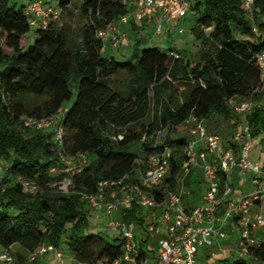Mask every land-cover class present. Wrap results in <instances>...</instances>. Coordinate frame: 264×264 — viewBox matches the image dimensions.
Listing matches in <instances>:
<instances>
[{
	"label": "trees",
	"instance_id": "obj_1",
	"mask_svg": "<svg viewBox=\"0 0 264 264\" xmlns=\"http://www.w3.org/2000/svg\"><path fill=\"white\" fill-rule=\"evenodd\" d=\"M27 1L0 0V162L7 161L6 167H0L5 187L0 189V246L11 251L18 245L29 254L43 245L65 247L78 262L106 264L120 255L121 242L88 231L89 207L79 193L95 192L102 181L132 174L164 146L172 150L168 182L174 190L188 141L171 138L170 133L191 116L204 119L210 131L215 117L229 123L237 119L229 100H260L255 57L264 49V39L252 33L241 0H190V14L197 18L193 33L206 46L197 61L144 48L120 62L104 55L96 35L128 14L129 0H81V16L88 22L79 41L51 23L35 31L31 46L24 12L35 0ZM74 1L57 0V9L63 12ZM254 8L264 34V0H256ZM181 81L185 91L179 101L171 91ZM73 86L76 99L67 109ZM61 112L68 153L86 154L90 160L73 176L76 192L69 194L49 187L62 179L48 173L57 161L53 133L28 130L21 122L25 115L49 118ZM246 121L254 138L263 135L264 149V108H255ZM164 131L167 135L159 142ZM118 136L123 139H112ZM137 143L143 155L130 152ZM220 177L226 182L225 175ZM16 178L36 181L40 191L33 196L22 193ZM139 212L133 207L123 213L124 222L132 224ZM139 240L141 246L146 244ZM256 255L264 258L262 253Z\"/></svg>",
	"mask_w": 264,
	"mask_h": 264
},
{
	"label": "built area",
	"instance_id": "obj_2",
	"mask_svg": "<svg viewBox=\"0 0 264 264\" xmlns=\"http://www.w3.org/2000/svg\"><path fill=\"white\" fill-rule=\"evenodd\" d=\"M241 2L252 33L264 39L254 18L256 0ZM130 4L128 14L118 21V26L110 24L106 29L97 31L96 36L102 42L103 52L110 48L118 49L127 39L122 32L123 27L153 24L156 34L160 35L164 25L179 27L180 22L191 13L190 0H135ZM130 6H134L132 10ZM24 13L30 28L35 30L49 28L51 23H57L62 16L61 10L43 0L31 2ZM182 32L179 30V33ZM174 56L178 58V55ZM255 58L260 71L261 89L264 90V49ZM228 105L240 120L237 121L240 128L233 135L238 155L233 148L224 146L219 134L208 131L204 119L191 116L186 120L193 139L185 148L186 159L179 175H188L199 162L202 163L206 191L200 204L186 207L183 195L176 188L169 189L172 150L167 146L155 152L143 167L132 174L102 181L95 192L79 193L81 200L92 212L102 213L108 218L107 227L121 242L120 255L106 264H205L200 260V251L211 246L215 240L221 242L227 239L234 233L235 227L240 231V240L244 246L236 252L238 256L232 264H264V258L256 255V252L264 254V211H255L257 206L264 208V169L251 159L255 138L246 121L247 115L258 105L253 100L239 101L236 98L229 100ZM63 118L64 112L49 118L25 115L21 122L28 130H51L57 161L48 173L51 177L62 179L49 187L58 193L69 194L76 192L73 176L89 166L90 160L86 154L68 153ZM112 139L120 141L123 137ZM76 160L80 164L74 167ZM235 167L242 173L253 174L252 193L234 197L232 186L227 182L222 183L220 174L228 177ZM2 179L0 175V189L3 190ZM14 182L20 184L22 193L26 195L33 196L40 191L36 181L16 178ZM133 207L151 211V217L148 216L151 221H137L142 228V239L146 240L143 246L132 224L113 218L115 213L129 211ZM230 222H234V227ZM258 230L262 231L260 238L256 235ZM48 255L54 257L53 264H87L74 260L69 252L53 245H43L31 252L26 264L37 262ZM0 264H14L12 252L1 246Z\"/></svg>",
	"mask_w": 264,
	"mask_h": 264
},
{
	"label": "rangeland",
	"instance_id": "obj_3",
	"mask_svg": "<svg viewBox=\"0 0 264 264\" xmlns=\"http://www.w3.org/2000/svg\"><path fill=\"white\" fill-rule=\"evenodd\" d=\"M25 4H28L27 0H22ZM47 1V0H45ZM51 6L57 8V0H48ZM135 2V0H130V3ZM83 1L75 0L72 5L68 8H65L62 12L61 19L56 23L58 28L63 29V31L67 34V36L74 40H80V32L82 31V27L88 22V19L83 18L81 16V6ZM131 5V4H130ZM134 6H130V10L133 9ZM197 18L196 14H189L186 19L179 24V27H175L172 24L169 25V29L166 25L163 26V33L157 35L155 32V27L153 24H143L140 29L133 28V24L129 25L123 33L127 36V41H123L121 46L118 49H114L111 53L104 52V55L113 56L117 61H126L132 58L133 53L135 50L139 49V52L144 48H159L165 52L174 53L175 55H179L180 57L184 58L189 62H195L199 58L201 51L206 49V46L201 43L199 40L196 39L193 33V27L197 25ZM118 26V22L114 23ZM124 28V27H123ZM179 30H182V33H179ZM35 29L31 28L30 32L27 35V40L29 46H31L35 39L36 33ZM207 34L210 30L205 31ZM240 37V35H239ZM258 37H256L257 39ZM255 39V40H256ZM137 45V46H135ZM1 70V69H0ZM261 90V87L257 89V92ZM73 91V98L70 102L65 104V108H70L76 99V87H72ZM185 91V84L184 82H175L172 87L171 95L174 98L182 101V93ZM169 93V92H168ZM149 95L153 99L154 106H157L158 99L154 92L150 89ZM247 99V98H246ZM250 97L248 98V100ZM252 100V99H250ZM254 101V100H253ZM263 102L262 108H264V98L261 94V99L254 101L256 103ZM238 119V117H237ZM211 130L216 133L221 134L226 139L230 140L232 135V125L229 123L217 119L216 117L213 118L209 124ZM167 135V131H164L160 135L159 142H163L164 137ZM171 138H185L188 142L190 140V126L184 123L181 127L177 128L176 131L170 133ZM191 141V140H190ZM260 149V148H259ZM255 150L252 154L253 157H256L257 151ZM130 152L143 155L141 143H137L130 148ZM80 161L76 160L73 163L74 167L79 166ZM7 161L0 162V167L3 169L6 167ZM179 177V176H178ZM9 185V184H7ZM5 188V187H4ZM236 196L241 195V189L235 191ZM88 212V221H89V228L88 231L91 233H99L103 237L107 239H114L115 235L110 231L107 227L108 218L102 213H94L90 209H87ZM143 211V210H142ZM150 212L149 210H144ZM137 219L132 222L134 226V232L138 236L142 232V228L137 223L139 220H143L145 222L151 221L148 219V216L144 212H139L137 215ZM114 219L124 221L122 214L115 213ZM230 224L234 227V222H230ZM157 240V238H156ZM242 246H244L240 240V231L238 228L235 227L234 233L229 236L227 239L220 241H214L211 246H208L202 251H200V260L205 264H232L234 263L235 259H237L238 254L236 253ZM63 250H66L63 247ZM11 252L16 255L20 253V250L12 249ZM20 257V256H19ZM65 263H69L66 261ZM53 264V262H52Z\"/></svg>",
	"mask_w": 264,
	"mask_h": 264
},
{
	"label": "crops",
	"instance_id": "obj_4",
	"mask_svg": "<svg viewBox=\"0 0 264 264\" xmlns=\"http://www.w3.org/2000/svg\"><path fill=\"white\" fill-rule=\"evenodd\" d=\"M185 19H183L181 22H183ZM166 26L168 28H170L168 24ZM126 28H128V27L122 28V30L124 31ZM133 28L140 29L141 26L134 24ZM112 50H114V49L110 48L106 52L111 53ZM258 92L260 94H262L263 98H264V90L261 89ZM238 100L239 101H246L248 99L239 98ZM257 105H258V107L262 108L263 102L260 101L257 103ZM216 118L223 120L220 117H216ZM237 121L240 122L239 119H236L230 123L227 122L230 125H232V128H233L230 140L226 139L221 134L217 133L222 137V142H223L224 146L227 148L228 147L233 148L235 150L236 155H238V149L234 145L233 135L240 128V123ZM210 132L216 133L213 130H210ZM262 138H263V135H260V136L255 138V144H254V149H253L252 153L255 150H257V148L258 149L260 148V149L257 151V154H255L256 157H253L252 156L253 154H251V159H252L254 164H259L264 169V149L261 145ZM192 139H193V136L191 135L190 140H192ZM252 175L253 174L251 172L242 173L238 167L234 168V170L232 171V174H230L226 179V182L230 186H232V188H233V191H234L233 196L234 197H236L235 191L239 190V188L241 189V192H242L241 194H250L254 191V186L251 184V176ZM177 181H178V184H177L176 190L179 191L183 195L184 201L186 203V207H192V206H195V205H198L201 203L202 197L206 191V183L204 181V172H203L201 162H199L198 166L194 167L188 175H186V176L179 175V177H177ZM260 210L264 211V208L257 206V208L255 209V211H257V212H259ZM142 212H144L147 216L151 217L150 216L151 211L150 212L142 211ZM123 213H125V212H122L119 214H123ZM142 234H143V232H141L140 235H138V237L142 238L143 237V236H141ZM256 235L259 236V238H260L262 236V231L261 230L256 231ZM12 249L20 250V253H18V254H22V255H19L20 256L19 257V256H16L12 253L13 257H14V264H26L29 253H27L25 250H23L18 245L13 246L11 248V250ZM66 252H69V251L66 250ZM52 262H54V257H52V255H48V256L41 257L40 259H38L37 262H34L32 264H52Z\"/></svg>",
	"mask_w": 264,
	"mask_h": 264
}]
</instances>
